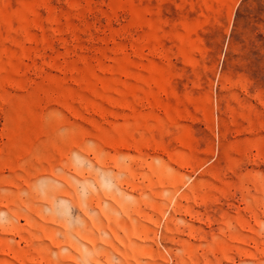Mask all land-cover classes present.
Instances as JSON below:
<instances>
[{"label":"rangeland","instance_id":"374dc122","mask_svg":"<svg viewBox=\"0 0 264 264\" xmlns=\"http://www.w3.org/2000/svg\"><path fill=\"white\" fill-rule=\"evenodd\" d=\"M0 264H264V0H0Z\"/></svg>","mask_w":264,"mask_h":264}]
</instances>
